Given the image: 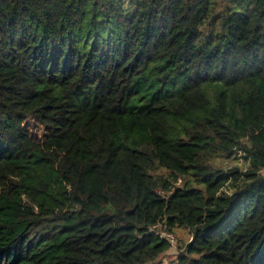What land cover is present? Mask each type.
Wrapping results in <instances>:
<instances>
[{"label": "trees", "instance_id": "obj_1", "mask_svg": "<svg viewBox=\"0 0 264 264\" xmlns=\"http://www.w3.org/2000/svg\"><path fill=\"white\" fill-rule=\"evenodd\" d=\"M214 1L0 0V264H264V0Z\"/></svg>", "mask_w": 264, "mask_h": 264}, {"label": "rangeland", "instance_id": "obj_2", "mask_svg": "<svg viewBox=\"0 0 264 264\" xmlns=\"http://www.w3.org/2000/svg\"><path fill=\"white\" fill-rule=\"evenodd\" d=\"M138 0H126V9L129 13H133L135 8H136V4H137ZM221 0H215L212 3V7H211V17L210 20L211 21H215V24L218 26L221 24L222 22V10H223V4L220 3ZM204 37H206V35L204 34ZM207 94L208 97L214 101L215 100V95H216V89L214 88H207ZM235 162H230L229 165L235 164ZM176 243L172 246V254L169 253V255L163 257L162 259H160L158 261L159 264H172L175 263V259L179 250V247L182 246L188 239H189V234L185 231V230H181V233L178 234L176 233Z\"/></svg>", "mask_w": 264, "mask_h": 264}, {"label": "built area", "instance_id": "obj_3", "mask_svg": "<svg viewBox=\"0 0 264 264\" xmlns=\"http://www.w3.org/2000/svg\"><path fill=\"white\" fill-rule=\"evenodd\" d=\"M160 227V224L153 226L150 231L155 232L157 235H161L162 238H167L172 244L175 243V237L167 231L166 227H162L163 230L159 231L158 228ZM164 264V263H163ZM176 264V263H172Z\"/></svg>", "mask_w": 264, "mask_h": 264}]
</instances>
